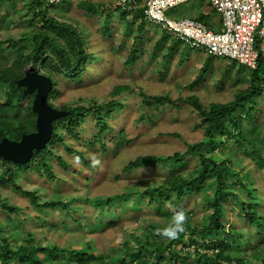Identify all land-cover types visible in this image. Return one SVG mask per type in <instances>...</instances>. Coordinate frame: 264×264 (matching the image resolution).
<instances>
[{
	"label": "trees",
	"instance_id": "16d2710c",
	"mask_svg": "<svg viewBox=\"0 0 264 264\" xmlns=\"http://www.w3.org/2000/svg\"><path fill=\"white\" fill-rule=\"evenodd\" d=\"M68 2L0 0V140L3 137L19 140L22 134L35 130L36 114L31 108L34 93L24 94V86L18 84L29 64H34L38 71H44L52 79L53 88L47 97V102L51 104L49 98L58 91L56 76L64 75L80 82L87 69L86 63L94 56L87 51L83 35L76 25L56 16L59 14L57 9ZM78 6L85 10L86 15L92 16L100 5L91 0H81ZM111 11L119 14L126 30L139 20L137 30L144 31L147 22L142 7L133 11L132 21L128 19V10L117 7ZM210 11L197 12L195 17L208 25L210 13L216 12L213 8ZM108 20H111V12L106 14L101 27L105 32ZM167 37L164 33L160 41L164 42ZM170 44L168 52L162 56L164 64L173 56L175 44L182 42L172 36ZM137 58L136 49H131L124 64L132 65ZM215 58L206 54L193 86L204 79L203 75ZM227 60L230 64L225 74L235 65V75L245 70L236 60ZM246 81V87L236 89L231 99L208 105H204L196 94L173 99L165 94H146L139 89L137 93L145 108L171 105L179 110L185 105L190 106L198 116L194 128L202 129V137L187 143L182 150L169 154H141L127 161L122 169L124 172L159 166L165 168L167 174L155 180L144 179L120 193L86 194L84 203L96 209L94 222L89 221L84 213L78 217L79 211L85 208L75 204V199H41L36 189L22 186L15 177L21 169L33 168L53 178L46 156L53 153L57 142L75 157L84 158L83 152L72 148L63 136L82 137L83 131L79 126L89 116L96 130L93 136L85 138V143L88 146L98 144L102 151H107L105 136L114 131L116 125L112 122L120 120L119 113L124 111V103L119 101L118 95L129 87L115 86L110 100L85 101L60 107L68 111L67 115L53 121L51 138L44 148L33 150L28 162L17 164L0 157V185H11L35 208L64 211L79 230L93 232L95 227L111 226L113 217L121 213H117L114 207L126 206L127 201L140 208L156 206L160 219L142 220L144 226L140 234L131 231L122 244L108 253L95 249L90 239L78 247L44 243L41 238L34 237V232L25 236L15 233L18 226L12 227L13 234L4 235L5 221H0V264H217L220 261L264 264V176L254 179L251 170H243L240 159L242 153L260 171H264V120L259 119L256 106L258 97L264 93L262 56H259L255 69L247 70ZM5 98L6 101H2ZM27 98L29 101L23 109V101ZM140 119L148 120L149 116L141 114ZM112 137L116 145L129 143L124 128ZM56 156L61 166L67 168L68 163L61 156ZM189 198H193L202 210L198 220L194 219V206L189 207ZM76 199L81 200L79 196ZM0 207L8 216L21 210V207L1 196ZM178 210L186 216L184 230L171 240L157 234L156 229L168 226ZM56 225L66 226L65 218L53 227ZM210 250L212 253H209Z\"/></svg>",
	"mask_w": 264,
	"mask_h": 264
},
{
	"label": "rangeland",
	"instance_id": "374dc122",
	"mask_svg": "<svg viewBox=\"0 0 264 264\" xmlns=\"http://www.w3.org/2000/svg\"><path fill=\"white\" fill-rule=\"evenodd\" d=\"M79 1L81 0H69L68 4L57 9L59 14L56 16L76 25L83 35L87 51L94 56L86 63L87 69L80 82L64 75L56 76L58 91L49 98V101L56 108L85 101H106L111 99V91L115 86L124 85L129 89L118 95L119 101L124 103V111L119 113L122 118L110 121L116 128L105 136L107 151H102L98 144L88 146L85 143V138L93 136L96 130L89 116V119L79 126L83 131L82 137L76 139L67 134L63 136L72 148L83 152L84 158L75 157L62 143L57 142L54 144L53 153L46 156L52 167L53 178H48L43 171L38 172L33 168L21 169L15 178L22 186L36 189L41 199L53 197L63 201L75 199V204H81L85 208L79 211L78 217L86 214L89 221L94 222L96 209L84 203L86 194L96 196L120 193L132 184L142 183L144 179L155 180L167 174L165 168L159 166L141 167L124 172L122 169L127 161L141 154H169L175 150H182L186 148L187 143L198 141L202 137V129L194 128L198 116L190 106L185 105L179 110L171 105L145 108L141 96L137 93L138 90L142 89L151 95L165 94L173 99L196 94L204 105L211 102H226L232 98L236 89L246 87L248 68L242 65L245 70L235 75L237 69L235 65L225 74L229 61L225 57H216L210 69L203 75L204 79L193 86L192 82L200 73L206 58L204 52L189 48L187 45L175 44L173 56L164 64L161 61L162 56L172 45L170 44L172 35L167 34V39L164 42L160 41L164 31L159 25L146 23L144 31L139 32L137 27L140 21L135 20L126 30L125 22L120 19L119 14L111 11L116 0H91L95 5H100L92 16L86 15L85 10L78 6ZM202 6L208 11L212 9L206 0H188L167 11V14L171 17L177 14H197ZM108 12H111V20L107 21L105 32L101 27ZM133 13L131 10L128 15L129 21L134 20ZM131 49H136L138 58L134 64L125 65L124 61ZM40 72L45 74L42 70ZM2 101H6V98ZM28 101L29 98L23 101V109ZM256 106L259 119L264 120V93L258 97ZM141 114L144 117L145 114L148 115L149 119L141 120ZM121 128L127 131L129 143L116 145L112 136L117 135ZM61 131L65 132L64 129ZM56 155L68 163L67 168L61 166ZM240 156L243 170H251L254 179L264 176V171H260L248 157L242 153ZM93 161L99 162L94 164ZM191 164L193 165V160ZM0 196L21 207L18 214L10 213L9 216L0 207V221H5L4 235L13 234L12 227L18 226L15 233L21 236L34 232V237L41 238L42 242L54 243L61 247H78L90 239L95 249L108 253L122 244L131 231L140 234L144 226L142 220L160 219L156 213V206L140 208L127 201L126 206L114 207L117 213L120 211L121 213L113 217L114 223L111 226L95 227L93 232H89L76 228L64 211L35 208L11 185H0ZM78 196L81 198L80 201L76 199ZM188 202L189 207L194 206V219L198 220L202 210L193 198H189ZM61 218H65L67 225L53 227Z\"/></svg>",
	"mask_w": 264,
	"mask_h": 264
},
{
	"label": "built area",
	"instance_id": "2783aa9c",
	"mask_svg": "<svg viewBox=\"0 0 264 264\" xmlns=\"http://www.w3.org/2000/svg\"><path fill=\"white\" fill-rule=\"evenodd\" d=\"M58 3L62 0H46ZM188 0H116L114 8L132 12L143 8L144 20L157 24L183 44L216 57L236 60L249 70L264 60V0H206L220 16V29H212L192 16L171 17L167 11Z\"/></svg>",
	"mask_w": 264,
	"mask_h": 264
},
{
	"label": "water",
	"instance_id": "95a60500",
	"mask_svg": "<svg viewBox=\"0 0 264 264\" xmlns=\"http://www.w3.org/2000/svg\"><path fill=\"white\" fill-rule=\"evenodd\" d=\"M18 84L24 86V94L34 93L31 108L36 114L35 130L22 134L19 140L3 137L0 140V157L17 164H25L30 160L33 150L46 146L53 133V121L66 116L68 111L53 107L47 102L53 88L52 79L39 72L33 64H29L24 70Z\"/></svg>",
	"mask_w": 264,
	"mask_h": 264
},
{
	"label": "clouds",
	"instance_id": "9594fccd",
	"mask_svg": "<svg viewBox=\"0 0 264 264\" xmlns=\"http://www.w3.org/2000/svg\"><path fill=\"white\" fill-rule=\"evenodd\" d=\"M179 16H190V15H179ZM183 45H185V44H183ZM34 67L37 69V66L34 65ZM98 162L99 161H93L94 164L95 163H98ZM185 219H186V216H185V214H184V212L182 210L175 211L174 214H173L172 220L169 223V225L166 226V227H164V228H162V229L157 228L156 229V232L160 236H163V237H165V238H167L169 240L175 239L178 236V234L184 230V222H185ZM209 253H212V250H210ZM217 264H233V262L220 261Z\"/></svg>",
	"mask_w": 264,
	"mask_h": 264
},
{
	"label": "crops",
	"instance_id": "0c3cea01",
	"mask_svg": "<svg viewBox=\"0 0 264 264\" xmlns=\"http://www.w3.org/2000/svg\"><path fill=\"white\" fill-rule=\"evenodd\" d=\"M206 3H208V2H206ZM209 4V3H208ZM204 6V5H203ZM202 6V9H200V11H202V12H204V13H209V12H211L210 10L208 11V10H205L204 9V7ZM199 11V12H200ZM187 13H190V11H187ZM180 14H177V15H175L176 17H178ZM192 15H196V14H190V16H192ZM208 25H210L209 27H211L212 29H215V30H217V29H220L221 28V23H220V16L218 15V13H216V12H213V13H210V17H209V19H208ZM185 47V46H184ZM197 51H201V52H204V51H202V50H200V49H196ZM183 53V52H182ZM205 54H207L206 52H204ZM185 55V54H184ZM183 56V55H182ZM181 56V57H182ZM184 57V56H183ZM181 60V58L179 59V61ZM204 62V61H203Z\"/></svg>",
	"mask_w": 264,
	"mask_h": 264
}]
</instances>
